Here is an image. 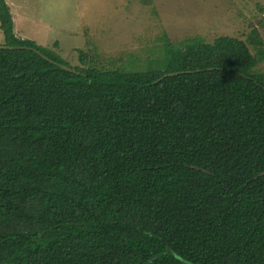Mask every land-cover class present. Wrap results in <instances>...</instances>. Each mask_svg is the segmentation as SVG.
Segmentation results:
<instances>
[{"label":"trees","instance_id":"trees-1","mask_svg":"<svg viewBox=\"0 0 264 264\" xmlns=\"http://www.w3.org/2000/svg\"><path fill=\"white\" fill-rule=\"evenodd\" d=\"M0 31V264H264L263 41L122 71Z\"/></svg>","mask_w":264,"mask_h":264},{"label":"rangeland","instance_id":"rangeland-1","mask_svg":"<svg viewBox=\"0 0 264 264\" xmlns=\"http://www.w3.org/2000/svg\"><path fill=\"white\" fill-rule=\"evenodd\" d=\"M17 37L33 40L70 66L164 71L166 43L229 36L257 50L263 41L264 0H6ZM0 31V44L3 43ZM57 43V47L54 46ZM81 51L87 59L79 61ZM264 74V61L255 69Z\"/></svg>","mask_w":264,"mask_h":264},{"label":"water","instance_id":"water-1","mask_svg":"<svg viewBox=\"0 0 264 264\" xmlns=\"http://www.w3.org/2000/svg\"><path fill=\"white\" fill-rule=\"evenodd\" d=\"M0 48H4V46L2 44H0ZM60 67L64 70H67V71H71V72H74V70L68 66H65V65H60ZM183 72H175V73H167V74H164L159 80L167 77V76H173V75H176V74H181ZM264 174V172L262 173V175Z\"/></svg>","mask_w":264,"mask_h":264}]
</instances>
